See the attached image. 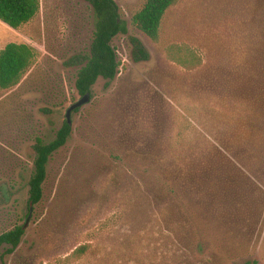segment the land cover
<instances>
[{"label": "rangeland", "instance_id": "1", "mask_svg": "<svg viewBox=\"0 0 264 264\" xmlns=\"http://www.w3.org/2000/svg\"><path fill=\"white\" fill-rule=\"evenodd\" d=\"M115 1L129 29L112 43L119 73L73 111L32 211L34 146L82 96L95 14L86 0H41L20 29L0 21V50L38 51L0 88V234L27 226L0 264H264V0H177L159 43L133 22L145 0ZM132 36L149 60L134 59ZM172 45L194 62L172 60Z\"/></svg>", "mask_w": 264, "mask_h": 264}, {"label": "trees", "instance_id": "2", "mask_svg": "<svg viewBox=\"0 0 264 264\" xmlns=\"http://www.w3.org/2000/svg\"><path fill=\"white\" fill-rule=\"evenodd\" d=\"M94 10L95 30L89 53L83 58L78 71L76 87L81 95L91 90L99 78L111 81L119 73L121 62L114 47L113 39L119 34H128L127 23L122 18L115 0H86ZM177 0H145L143 7L133 16L134 24L152 41L161 40L162 26L167 12ZM41 9V0H0V21L13 29H20L34 19ZM133 57L136 61L150 59V53L143 42L131 37ZM169 57L175 62L188 65L194 62L195 54L187 46L172 45L168 48ZM37 49L29 43L10 42L0 50V88L9 89L18 85L27 70L35 63ZM80 109V108H79ZM77 109V111L79 110ZM72 127L64 122L55 139L45 142L37 139L34 146L36 157L29 185L28 205L30 211L38 205L44 196V184L47 179V167L52 155L66 144ZM26 224L0 234V250L6 246V252H14L26 234ZM91 244L79 246L68 256L69 260L83 257ZM0 252V258H2ZM246 264H258L257 261Z\"/></svg>", "mask_w": 264, "mask_h": 264}, {"label": "water", "instance_id": "3", "mask_svg": "<svg viewBox=\"0 0 264 264\" xmlns=\"http://www.w3.org/2000/svg\"><path fill=\"white\" fill-rule=\"evenodd\" d=\"M91 101V90H87L80 99L71 104L66 111V121L69 125H72V113L73 111L83 107Z\"/></svg>", "mask_w": 264, "mask_h": 264}]
</instances>
